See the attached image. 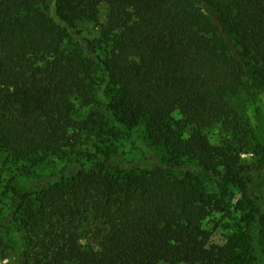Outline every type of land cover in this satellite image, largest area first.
Returning a JSON list of instances; mask_svg holds the SVG:
<instances>
[{
  "label": "trees",
  "instance_id": "1",
  "mask_svg": "<svg viewBox=\"0 0 264 264\" xmlns=\"http://www.w3.org/2000/svg\"><path fill=\"white\" fill-rule=\"evenodd\" d=\"M258 88L264 0H0V264H264V181L242 158L262 146L238 102ZM139 128L165 151L143 168L112 146ZM229 187L244 228L216 243Z\"/></svg>",
  "mask_w": 264,
  "mask_h": 264
},
{
  "label": "rangeland",
  "instance_id": "2",
  "mask_svg": "<svg viewBox=\"0 0 264 264\" xmlns=\"http://www.w3.org/2000/svg\"><path fill=\"white\" fill-rule=\"evenodd\" d=\"M108 13V8L106 5L102 4L99 6V21L103 23L105 21L106 15ZM81 35L92 40L98 37L97 30L91 23H84L78 26ZM105 100V96L96 97V101L101 103ZM241 102L245 110V115L248 120L249 127L251 128L254 135L257 137L260 145L262 146V151L258 154H248L242 155L244 161H246L255 171L250 174V178L253 181H264V88H258L252 90L251 92L241 94L238 102ZM75 106L80 113L86 111L85 108L79 106V102L75 101ZM113 148H115L118 155L124 161H136L143 168L146 164H152L156 162V159L160 161L161 157L165 155L163 148H153L150 141L146 138L143 129H134L131 132L121 133L116 142L112 143ZM156 155L152 152L155 153ZM62 164L57 162L55 165H50V168L37 171L35 174H48L56 173L60 170ZM18 166H13V170H17ZM36 170V169H35ZM18 171V170H17ZM12 173L9 169H4L3 178L13 177L16 188L19 190H24L27 188L28 180H30V175L24 174L20 171ZM199 188L204 193H218L220 191L218 182L211 180L209 178H201L199 183ZM262 194L264 196V184L262 188ZM243 192L238 187H229L228 192L224 199V211L218 212L213 217L208 220V229L212 233L213 241L216 243H221L228 236H240L244 228V222L242 221V213L236 209L237 202L241 199ZM10 238L14 241L18 239L16 234H11ZM12 241L13 243H16ZM12 253L9 255L8 261L12 260ZM11 256V257H10Z\"/></svg>",
  "mask_w": 264,
  "mask_h": 264
}]
</instances>
